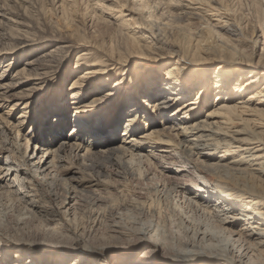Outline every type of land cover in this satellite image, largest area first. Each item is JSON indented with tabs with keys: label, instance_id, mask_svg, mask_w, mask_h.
<instances>
[{
	"label": "bare ground",
	"instance_id": "obj_1",
	"mask_svg": "<svg viewBox=\"0 0 264 264\" xmlns=\"http://www.w3.org/2000/svg\"><path fill=\"white\" fill-rule=\"evenodd\" d=\"M21 1L25 0H4L9 6L5 13L11 14L12 8L21 7ZM252 5L259 19V25L252 26L254 31L258 30L255 43H261L260 39L263 41V54L258 61L232 52V56L225 58L226 64L219 67L215 76L217 80L210 89L202 85L206 79L205 68L218 64L212 58V52L215 55L222 54L226 47L216 43L219 39L217 35H213L206 43L201 40L202 36L197 37L196 45L185 50L188 52L183 54V58L171 63L177 74L187 76L190 83L178 88L168 81L159 87L154 81H149L147 84L153 90L147 96L151 103L149 113L139 110L135 101H131L123 122L120 124V121H112L115 128L119 125L118 131L122 132L118 135V145L110 150L91 151L117 138V133L110 134L101 122L89 128L99 115L93 113L97 111L92 108L93 105L74 103L77 107L74 109L73 126L66 139L60 142L58 150L51 148L55 136L64 133L68 124L65 121L63 123L61 118L65 111L53 117L43 144L36 147L38 154L33 159H39L37 169L28 173L29 177H33L16 173L11 181L16 201H23L30 213L15 210L17 216H14L12 206L0 207V215L4 218L1 222H6L1 223L2 227L20 232L12 235L17 245L13 250H27V258L34 264H65L60 255H55L57 252L54 250L65 246L69 249L70 239L84 240L82 237L90 238L92 235L83 227L85 217L78 216L75 208L82 193L76 189L78 187L69 188V198L60 206V211H56L52 204L43 205L36 199L38 193L32 194L38 178L44 177L56 165L64 162L65 159L58 153L69 145L79 155L84 148L79 141L85 140L89 145V156L100 158L102 155L106 160H111L115 154H121L132 161L146 159L160 162L158 168L161 174L174 181L171 196L167 194L173 201L170 200L168 205L134 202L125 211L121 209L115 212L116 222L111 228L112 235L104 237V241L112 244L103 245L109 251L108 256L99 253L98 248L89 244L86 252L75 258V264H108L110 260L111 264H125L134 257L130 264H264V3L253 0ZM117 7H111L110 10L116 13ZM14 15L10 20L14 24H11L8 34L1 33L3 26L0 21V44L3 40L12 41V47L16 48L22 44V37L32 34L27 31L26 36L21 35L22 23L16 19L22 16ZM210 16L213 19H233L220 9L211 10ZM244 22L242 24L238 21L241 25L245 24L243 28L246 29L249 24L247 26L248 22ZM151 25V33L147 32L149 39L152 38L156 43L162 42L157 33L158 28ZM31 28L34 29L33 26ZM127 32L122 25L117 33L121 40H118L115 48L120 55L119 60L123 61L119 64L130 67V62L135 60L131 67L134 65L135 71H138L143 62L149 60L148 55L131 44ZM61 50L65 56L68 55V47ZM54 56L51 55V61L55 63L57 61ZM99 58L91 53L78 55L73 70L77 71L85 65L97 66ZM107 68L104 70L107 71ZM122 70L121 82L117 86L123 93L119 96L137 94L142 86L141 73L137 72L127 78L130 71ZM115 74L109 71L108 78L116 79ZM199 84L202 86L194 92ZM74 86H77V82L72 83L71 91H74ZM72 97L76 98L75 95ZM97 101L99 99L95 96L91 103ZM205 108L207 110L204 112ZM63 117L66 118V114ZM20 169L27 170L25 167ZM26 180L32 184L31 190L17 188ZM94 181L83 179L79 187L90 185L86 187L90 193V188L99 187L98 183L93 185ZM62 216L72 224L67 231L54 225L61 221ZM22 223L26 224L25 228H22ZM37 223V229L33 230L31 225L36 226ZM110 248L114 249L113 252H110ZM19 257L24 259L25 253L21 252Z\"/></svg>",
	"mask_w": 264,
	"mask_h": 264
},
{
	"label": "rangeland",
	"instance_id": "obj_2",
	"mask_svg": "<svg viewBox=\"0 0 264 264\" xmlns=\"http://www.w3.org/2000/svg\"><path fill=\"white\" fill-rule=\"evenodd\" d=\"M115 1L118 4L111 0H25L21 1V7L11 9V15L9 12L5 13L9 6L4 0H0V10H3L0 14L3 26L1 33L8 34L11 24H14L10 20L14 14H20L22 17L16 20L22 23L21 35L26 36L27 31L32 34L25 38L21 36L24 40L16 48L12 47V41L3 40L0 44V207L12 206L14 216H17L15 210H22V213L30 212H27L25 207L27 205H23V201L19 199L16 201L17 196L14 195L15 190L11 189L14 187L11 181L16 173L28 178L33 177H29L28 173L37 169L39 159H33L38 154L36 147L43 144V138L47 136L52 126L53 117L59 115L57 113L65 111L61 118L63 123L65 121L68 125L64 133L55 136L52 149L58 150L60 142L66 139L72 128L74 109L77 107L74 103L77 102L79 105H93L92 108L97 110L93 113L99 114L89 126L90 129L101 122L103 128L105 130L108 128L110 134L117 133V138L115 137L113 142L96 148L91 147V151L110 150L118 145V135L122 132L118 131L119 125L115 128L113 122L120 121V124L123 122L131 101H135L139 110L143 109L149 113L151 103L147 96L153 92L150 84H147L149 81H154L158 87L168 81L170 85L178 88L190 83L187 76L177 74L171 63L183 58V54L188 52L184 51L196 45L197 37L202 36L201 40L206 43L213 35H217L219 39L216 43L226 47V51L222 52L225 56L212 52V58L218 64L212 68H205L206 79L202 85L210 89L217 80L215 76L219 67L226 64L224 60L232 56V52L257 61L263 54V41L260 39L261 43H255L258 30L254 31L253 27L259 25V19L252 5L253 0ZM259 1L264 3V0ZM114 6H118L115 9L116 13L110 10ZM216 9L226 12L233 19L211 18V10ZM238 21L242 24L244 21L248 22L246 23L249 24L248 28L244 29L245 24L241 25ZM151 24L156 25L155 29L158 28L157 33L162 42L156 43L152 38L149 39L148 33L153 26ZM122 25L128 30L131 44L138 51L148 55L149 60L143 62L141 70L135 71L134 65L131 67L135 60L130 62L131 68L123 63L119 64L123 61L119 60L120 55L115 45L121 40L117 33ZM65 47L69 49L67 56L61 50ZM86 53L100 57V63L97 66L85 65L74 71L78 55ZM51 55H55L53 58L57 62L51 61ZM106 67L111 74L116 73V79L108 78V72L104 70ZM122 69L130 71L127 78H131L132 74L137 72L141 73L142 86L137 94L119 96L123 93L117 86L124 72ZM74 82H77V86L72 87L74 91H71ZM202 85L199 84L194 92ZM95 96L99 99L95 102L97 105L91 103ZM111 108L116 110H110ZM207 108L203 109L204 112ZM63 114H66V118ZM153 126L155 124L148 129ZM79 142L84 146L83 151L77 155L72 147L65 146L58 153L65 159L64 162L47 172L45 180L44 177L38 178L37 186L32 190V194H39L37 200L43 205L52 204L56 211H60V206L67 202L71 187H78L76 189L82 192L75 208L78 216L85 217L82 221L83 227L87 232H92V235L90 238L82 237L84 240L70 239L69 249L65 246L54 250L57 252L55 255H60L65 264H75V258L86 252L89 244L98 248L99 253L108 256L109 251H106L103 245L110 243L104 241V237L112 235L111 228L116 222L115 212L121 209L125 211L124 209L134 202L168 205L172 200L169 199L171 187L174 186L171 178L168 179L161 174L158 168L160 162L154 163L146 159L132 161L121 154H115L111 160H106L102 155L100 158L89 156L87 141ZM167 160L170 162V159ZM21 167L27 170L21 171ZM83 179L95 180L93 185L98 183L99 187L90 188L89 193L87 192L89 188L86 187L90 185L79 187ZM19 185L17 188L24 191L33 187L29 180ZM1 217L0 264H34L27 258V250L21 249L23 246L20 247L22 250L20 252L13 250L17 245L12 235H18L20 232H13L10 229L11 232L6 227L3 228L1 223L6 222H1L4 220ZM68 219L75 221L73 217ZM54 225L66 230L70 229L72 224L62 216L61 221ZM37 226L38 223L36 226L31 225V228L34 230ZM23 227H26L25 223H22ZM110 250L113 252L114 249ZM21 252L25 253L26 259L23 257L25 261L19 257ZM130 261L125 264H130ZM108 264H111V260Z\"/></svg>",
	"mask_w": 264,
	"mask_h": 264
}]
</instances>
